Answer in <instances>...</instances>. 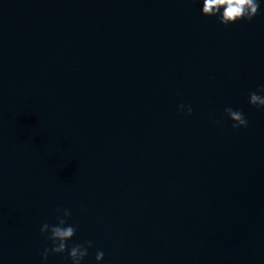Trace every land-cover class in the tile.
<instances>
[{
  "label": "water",
  "instance_id": "95a60500",
  "mask_svg": "<svg viewBox=\"0 0 264 264\" xmlns=\"http://www.w3.org/2000/svg\"><path fill=\"white\" fill-rule=\"evenodd\" d=\"M259 3L0 0V264H71L42 261L57 208L82 264H264Z\"/></svg>",
  "mask_w": 264,
  "mask_h": 264
},
{
  "label": "clouds",
  "instance_id": "9594fccd",
  "mask_svg": "<svg viewBox=\"0 0 264 264\" xmlns=\"http://www.w3.org/2000/svg\"><path fill=\"white\" fill-rule=\"evenodd\" d=\"M259 0H203L202 15L206 17H217L220 24L228 26L235 24L240 20L252 21L259 14ZM248 102L250 105L264 109V86L257 89L256 92L248 94ZM181 105L179 110L184 109ZM226 116L233 122L232 128H246L248 121L240 110H234L232 107L224 109ZM192 114L191 106L187 107L186 115ZM56 223L49 225L45 223L40 228L41 235L51 241V247L45 248L41 253L42 261H47L49 254L62 255L67 253V259L71 264H82L85 257L88 256V248L92 247V241L84 244L76 243L69 245L70 241L76 234V226L67 223L71 216V211L67 208L61 212L60 208L56 209ZM104 257L102 251H97L95 260L100 262Z\"/></svg>",
  "mask_w": 264,
  "mask_h": 264
}]
</instances>
